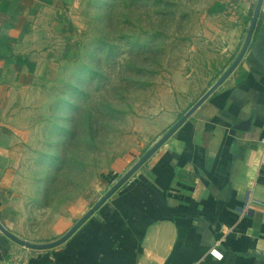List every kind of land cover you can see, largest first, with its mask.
I'll return each mask as SVG.
<instances>
[{
    "label": "crops",
    "instance_id": "obj_1",
    "mask_svg": "<svg viewBox=\"0 0 264 264\" xmlns=\"http://www.w3.org/2000/svg\"><path fill=\"white\" fill-rule=\"evenodd\" d=\"M73 1L0 0V221L31 243L37 241L21 234L39 233L35 220L41 212L48 220L42 233H52L43 205L50 181H42L38 195L20 187L23 171L34 169L25 164L30 150H45L44 142L32 141V125L19 124L32 93L76 58ZM257 1L223 2L202 40L205 91L179 108L180 91L197 86V69L203 67L187 64L186 77L167 90L157 116L148 120L152 126L141 132L139 152L124 160L125 173L231 66ZM64 144L60 139V153ZM263 150L264 0L233 72L86 223L49 249L24 247L0 231V264H11L13 257L20 264H264Z\"/></svg>",
    "mask_w": 264,
    "mask_h": 264
},
{
    "label": "rangeland",
    "instance_id": "obj_2",
    "mask_svg": "<svg viewBox=\"0 0 264 264\" xmlns=\"http://www.w3.org/2000/svg\"><path fill=\"white\" fill-rule=\"evenodd\" d=\"M223 2L73 1L70 38L77 48L76 58L64 74L41 86L40 93L33 92L34 100L28 97L23 108L26 119L19 124L32 125V141L44 142V152L36 148L26 157L25 164L33 163L34 169L23 171L20 187L38 195L44 188L42 181H50L43 205L51 214L52 233H42L48 220L41 212L35 220L39 233L24 232L23 237H32L38 244L57 241L125 174L124 160L139 152L141 132L145 135L152 126L148 120L157 116L167 90L177 87L178 77H186L187 64L196 61L203 66L202 40ZM197 70V86L180 91L181 110L206 89L203 76L208 68ZM60 139L65 143L61 153ZM59 229H65V234L54 235Z\"/></svg>",
    "mask_w": 264,
    "mask_h": 264
},
{
    "label": "water",
    "instance_id": "obj_3",
    "mask_svg": "<svg viewBox=\"0 0 264 264\" xmlns=\"http://www.w3.org/2000/svg\"><path fill=\"white\" fill-rule=\"evenodd\" d=\"M263 3V0H258L256 8L254 10L251 23L249 26V30L245 39V42L237 56V58L234 60V62L231 64V66L226 70V72L201 96V98L182 116V118L164 135L162 136L155 144L148 150V152L141 157L140 160H138L114 185L113 187L107 191L106 194H104L96 203L94 206L91 207V209L87 212V214L81 218L75 226L64 236L59 238L57 241H53L46 244H38V243H31L22 240L18 236L11 233L9 230L6 229V227L2 224L0 221V231L11 238L13 241L17 242L18 244L27 247V248H34V249H49L56 247L63 242H65L69 237L74 234L82 225L85 223L102 205L105 203L133 174L135 171L138 170V168L145 162V160L150 157V155L159 148L170 136L171 134L220 86V84L233 72V70L236 68L242 57L244 56L248 45L251 40V36L254 30V27L256 25L260 8Z\"/></svg>",
    "mask_w": 264,
    "mask_h": 264
},
{
    "label": "built area",
    "instance_id": "obj_4",
    "mask_svg": "<svg viewBox=\"0 0 264 264\" xmlns=\"http://www.w3.org/2000/svg\"><path fill=\"white\" fill-rule=\"evenodd\" d=\"M263 158H264V150H263ZM21 259L18 257H13L11 264H20Z\"/></svg>",
    "mask_w": 264,
    "mask_h": 264
}]
</instances>
